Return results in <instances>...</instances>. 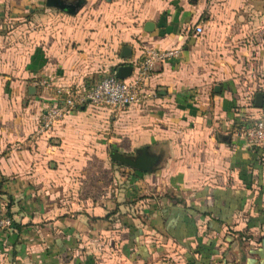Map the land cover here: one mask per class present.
<instances>
[{
    "label": "crops",
    "instance_id": "obj_1",
    "mask_svg": "<svg viewBox=\"0 0 264 264\" xmlns=\"http://www.w3.org/2000/svg\"><path fill=\"white\" fill-rule=\"evenodd\" d=\"M63 1L0 0V264H264V148L241 133L264 113V0ZM166 48L141 104L37 132L57 90ZM142 147L152 172L105 158Z\"/></svg>",
    "mask_w": 264,
    "mask_h": 264
},
{
    "label": "built area",
    "instance_id": "obj_2",
    "mask_svg": "<svg viewBox=\"0 0 264 264\" xmlns=\"http://www.w3.org/2000/svg\"><path fill=\"white\" fill-rule=\"evenodd\" d=\"M194 31L201 33L202 27L197 25ZM178 54L179 50L176 48L146 49L132 66L131 74L125 79H119L111 74L101 78L90 88L57 90V100L42 110L37 132L42 134L52 130L78 106L125 110L130 106L141 104L146 97L150 96L147 87L155 66ZM241 133L248 146L264 148V113L250 125L244 126ZM9 225L8 218H0V228L5 229Z\"/></svg>",
    "mask_w": 264,
    "mask_h": 264
},
{
    "label": "water",
    "instance_id": "obj_3",
    "mask_svg": "<svg viewBox=\"0 0 264 264\" xmlns=\"http://www.w3.org/2000/svg\"><path fill=\"white\" fill-rule=\"evenodd\" d=\"M109 1V0H108ZM47 5L55 6L61 10H65L68 13L73 14L75 10L79 7V4H67L63 0L52 1L47 0ZM127 48H123V56L127 55L124 52ZM132 71V66L130 65H120L115 73L114 76L119 79L127 78ZM263 105V94L257 93L254 97V106L257 108H261ZM109 157L112 161L122 164L124 166L130 167L138 172L149 173L154 171L157 163H158V156L154 154L147 153V147H142L137 150L136 155H125L115 150L110 151Z\"/></svg>",
    "mask_w": 264,
    "mask_h": 264
},
{
    "label": "trees",
    "instance_id": "obj_4",
    "mask_svg": "<svg viewBox=\"0 0 264 264\" xmlns=\"http://www.w3.org/2000/svg\"><path fill=\"white\" fill-rule=\"evenodd\" d=\"M140 173H142V172H140ZM9 205H10L9 201L6 204L0 205V218H8L10 220V225L5 229H9L11 227L16 226L12 220V215L10 212V206ZM218 264H221V263H218Z\"/></svg>",
    "mask_w": 264,
    "mask_h": 264
},
{
    "label": "rangeland",
    "instance_id": "obj_5",
    "mask_svg": "<svg viewBox=\"0 0 264 264\" xmlns=\"http://www.w3.org/2000/svg\"><path fill=\"white\" fill-rule=\"evenodd\" d=\"M108 150H109V149H106V151H105V158H106V159L109 158V156H108Z\"/></svg>",
    "mask_w": 264,
    "mask_h": 264
},
{
    "label": "flooded vegetation",
    "instance_id": "obj_6",
    "mask_svg": "<svg viewBox=\"0 0 264 264\" xmlns=\"http://www.w3.org/2000/svg\"><path fill=\"white\" fill-rule=\"evenodd\" d=\"M52 1H54V0H52ZM66 3V2H65Z\"/></svg>",
    "mask_w": 264,
    "mask_h": 264
}]
</instances>
